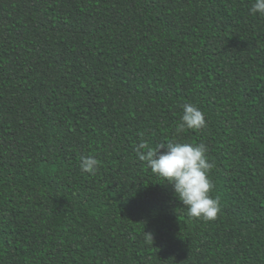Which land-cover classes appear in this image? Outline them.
Here are the masks:
<instances>
[{
	"label": "trees",
	"instance_id": "1",
	"mask_svg": "<svg viewBox=\"0 0 264 264\" xmlns=\"http://www.w3.org/2000/svg\"><path fill=\"white\" fill-rule=\"evenodd\" d=\"M251 5L0 0V264H264V16ZM189 102L207 127L177 136ZM171 139L208 147L215 220L188 216L138 159L141 142Z\"/></svg>",
	"mask_w": 264,
	"mask_h": 264
},
{
	"label": "clouds",
	"instance_id": "2",
	"mask_svg": "<svg viewBox=\"0 0 264 264\" xmlns=\"http://www.w3.org/2000/svg\"><path fill=\"white\" fill-rule=\"evenodd\" d=\"M250 12L264 16V0H252ZM205 127L203 111L194 103H184L176 135L189 129L198 132ZM135 150L138 159L146 162L154 175L166 181L165 185L172 187L175 197L187 207L188 216L205 221L217 218L220 204L211 195L214 185L209 176L214 163L210 161L209 149L204 143L190 144L171 139L151 147L141 142ZM79 166L82 172L95 175L99 161L94 156H82ZM146 240L153 241V236L146 233Z\"/></svg>",
	"mask_w": 264,
	"mask_h": 264
}]
</instances>
